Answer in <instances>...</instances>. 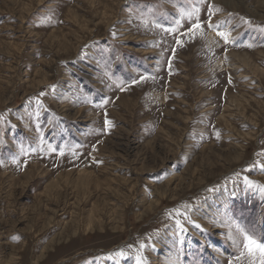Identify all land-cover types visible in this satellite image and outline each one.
Instances as JSON below:
<instances>
[{
    "label": "rangeland",
    "instance_id": "1",
    "mask_svg": "<svg viewBox=\"0 0 264 264\" xmlns=\"http://www.w3.org/2000/svg\"><path fill=\"white\" fill-rule=\"evenodd\" d=\"M0 264H264V0H0Z\"/></svg>",
    "mask_w": 264,
    "mask_h": 264
},
{
    "label": "snow or ice",
    "instance_id": "2",
    "mask_svg": "<svg viewBox=\"0 0 264 264\" xmlns=\"http://www.w3.org/2000/svg\"><path fill=\"white\" fill-rule=\"evenodd\" d=\"M209 27H212V25L209 24ZM200 28H201L200 23L196 22V23L193 24L192 28H190L188 30V33H194V30H199ZM173 31H175V29H173ZM219 35L221 37H223L225 41H228L230 39L229 35L227 33H225V32H220ZM176 42H177L178 45L182 46V41L179 38H177ZM249 47H251V45H249ZM174 51L175 50H173V52ZM141 79H145V77H141ZM133 83H136V81H133ZM111 123H112L111 121L105 119V125L111 126ZM61 154H63V153H61ZM176 223L178 225H180L181 228H183V225L180 224L179 220H177ZM249 240H250V238H249ZM250 243H255V242L250 240ZM141 247H143V245H141ZM245 247H248V245H245ZM249 250L251 251V249H249Z\"/></svg>",
    "mask_w": 264,
    "mask_h": 264
},
{
    "label": "bare ground",
    "instance_id": "3",
    "mask_svg": "<svg viewBox=\"0 0 264 264\" xmlns=\"http://www.w3.org/2000/svg\"><path fill=\"white\" fill-rule=\"evenodd\" d=\"M214 250H217V248H214Z\"/></svg>",
    "mask_w": 264,
    "mask_h": 264
}]
</instances>
